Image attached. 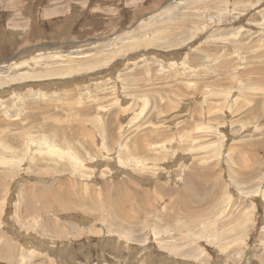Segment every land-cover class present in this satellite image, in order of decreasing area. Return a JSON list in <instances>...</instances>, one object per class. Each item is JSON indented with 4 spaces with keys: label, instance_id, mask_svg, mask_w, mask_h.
<instances>
[{
    "label": "rangeland",
    "instance_id": "1",
    "mask_svg": "<svg viewBox=\"0 0 264 264\" xmlns=\"http://www.w3.org/2000/svg\"><path fill=\"white\" fill-rule=\"evenodd\" d=\"M0 264H264V0H0Z\"/></svg>",
    "mask_w": 264,
    "mask_h": 264
},
{
    "label": "bare ground",
    "instance_id": "2",
    "mask_svg": "<svg viewBox=\"0 0 264 264\" xmlns=\"http://www.w3.org/2000/svg\"><path fill=\"white\" fill-rule=\"evenodd\" d=\"M32 251V250H31Z\"/></svg>",
    "mask_w": 264,
    "mask_h": 264
}]
</instances>
